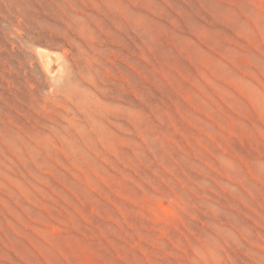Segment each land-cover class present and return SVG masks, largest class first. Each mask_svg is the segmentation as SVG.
Masks as SVG:
<instances>
[{
  "label": "rangeland",
  "instance_id": "1",
  "mask_svg": "<svg viewBox=\"0 0 264 264\" xmlns=\"http://www.w3.org/2000/svg\"><path fill=\"white\" fill-rule=\"evenodd\" d=\"M0 264H264V0H0Z\"/></svg>",
  "mask_w": 264,
  "mask_h": 264
},
{
  "label": "bare ground",
  "instance_id": "2",
  "mask_svg": "<svg viewBox=\"0 0 264 264\" xmlns=\"http://www.w3.org/2000/svg\"><path fill=\"white\" fill-rule=\"evenodd\" d=\"M37 53H38L40 63L42 64V67L44 68V70L49 75L54 74V72L56 71L55 70L56 59H55L54 55L51 54L50 52L44 50V49H39L37 51ZM57 67H59V66H57ZM51 91H52V89H51ZM67 94H69V93H67ZM70 97H71V95H70Z\"/></svg>",
  "mask_w": 264,
  "mask_h": 264
}]
</instances>
